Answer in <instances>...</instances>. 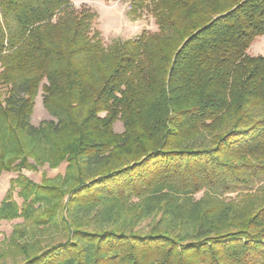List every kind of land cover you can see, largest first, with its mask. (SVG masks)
I'll use <instances>...</instances> for the list:
<instances>
[{"label": "trees", "instance_id": "trees-1", "mask_svg": "<svg viewBox=\"0 0 264 264\" xmlns=\"http://www.w3.org/2000/svg\"><path fill=\"white\" fill-rule=\"evenodd\" d=\"M129 4L157 30L104 46L84 4L0 0V221L63 236L16 264H264V0Z\"/></svg>", "mask_w": 264, "mask_h": 264}, {"label": "rangeland", "instance_id": "rangeland-1", "mask_svg": "<svg viewBox=\"0 0 264 264\" xmlns=\"http://www.w3.org/2000/svg\"><path fill=\"white\" fill-rule=\"evenodd\" d=\"M71 3L75 8H79L84 4L96 14L93 27L100 31L104 46H108L116 40L134 39L142 31L154 32L157 30L154 18L150 12H142L138 17H132L129 14V0H71ZM247 54L249 56H264V34L253 39L247 49ZM46 119H52V117L42 104L40 92L35 98L31 123L37 126ZM122 130V123L116 121L114 131L120 133ZM66 168L67 163L65 161L56 167L43 163L33 169L22 168L20 173L33 182L40 183L43 180L53 181L62 177L66 172ZM18 173V171L14 170L0 172V201L10 191L12 199L17 204L21 203V199L17 195V187L12 189L10 186L11 179L16 177ZM153 222V218L144 219L136 226V229L146 231ZM62 238L61 233L53 229H42L21 217L12 220H2L0 221V264H16L22 260L23 254L18 250L16 244L28 247L38 242L39 246L44 247L46 244L60 241Z\"/></svg>", "mask_w": 264, "mask_h": 264}]
</instances>
